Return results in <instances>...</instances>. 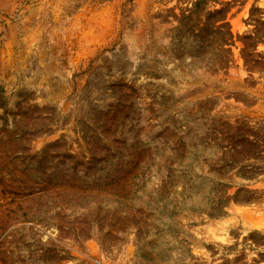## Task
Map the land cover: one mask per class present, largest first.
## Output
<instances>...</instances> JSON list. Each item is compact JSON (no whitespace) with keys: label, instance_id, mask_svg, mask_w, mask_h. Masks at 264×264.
I'll list each match as a JSON object with an SVG mask.
<instances>
[{"label":"rangeland","instance_id":"obj_1","mask_svg":"<svg viewBox=\"0 0 264 264\" xmlns=\"http://www.w3.org/2000/svg\"><path fill=\"white\" fill-rule=\"evenodd\" d=\"M0 264H264V0H0Z\"/></svg>","mask_w":264,"mask_h":264}]
</instances>
